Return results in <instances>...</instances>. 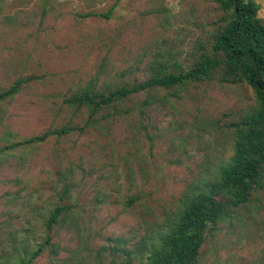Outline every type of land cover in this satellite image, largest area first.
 I'll return each mask as SVG.
<instances>
[{
    "label": "rangeland",
    "instance_id": "obj_1",
    "mask_svg": "<svg viewBox=\"0 0 264 264\" xmlns=\"http://www.w3.org/2000/svg\"><path fill=\"white\" fill-rule=\"evenodd\" d=\"M220 14L213 0H0V92L17 85L0 99V264L28 258L58 205L50 245L28 264L144 260L185 193L230 160L227 124L252 109L249 85L213 72L117 100L83 131L4 147L85 125L65 98L92 79H144L154 59L191 68ZM195 264H264V180L209 229Z\"/></svg>",
    "mask_w": 264,
    "mask_h": 264
},
{
    "label": "trees",
    "instance_id": "obj_2",
    "mask_svg": "<svg viewBox=\"0 0 264 264\" xmlns=\"http://www.w3.org/2000/svg\"><path fill=\"white\" fill-rule=\"evenodd\" d=\"M221 14L214 21L208 40L211 48L192 62L189 69L166 72V65L153 60L151 72L144 79L120 80L97 84L90 80L84 87L67 96L70 105L85 108V125H64L25 137L4 148L45 141L50 135L83 131L94 115L117 100L140 91L159 87L186 85L188 79H204L213 72L224 82H242L254 92V105L249 113L227 124L233 133L232 156L219 164L207 188H192L182 197L181 208L165 230L160 229L146 257L140 264H195L209 229L215 227L229 209L243 205L253 190L264 180V22L258 16L255 0H213ZM184 83V84H179ZM17 91V85L0 92V99ZM68 190L65 186L64 192ZM66 207L58 205L45 219V237L31 251L28 264L45 246L50 245L51 231Z\"/></svg>",
    "mask_w": 264,
    "mask_h": 264
}]
</instances>
